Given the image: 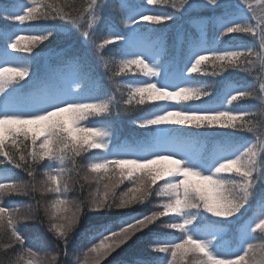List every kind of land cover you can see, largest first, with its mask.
<instances>
[{
	"label": "snow or ice",
	"instance_id": "snow-or-ice-1",
	"mask_svg": "<svg viewBox=\"0 0 264 264\" xmlns=\"http://www.w3.org/2000/svg\"><path fill=\"white\" fill-rule=\"evenodd\" d=\"M0 21V264H264V0H10Z\"/></svg>",
	"mask_w": 264,
	"mask_h": 264
},
{
	"label": "trees",
	"instance_id": "trees-1",
	"mask_svg": "<svg viewBox=\"0 0 264 264\" xmlns=\"http://www.w3.org/2000/svg\"><path fill=\"white\" fill-rule=\"evenodd\" d=\"M10 0H0V5L2 4H6V3H9ZM61 2H63V0H61ZM75 4L79 5L81 3V0H74ZM129 3H132V2H135V0H128ZM159 11H169L170 9H164V8H159L157 9ZM209 13L207 12H203V13H200V15H208ZM188 20H189V17H184L183 20L181 21H178L177 24H179L184 33H185V36L187 35V33L191 32L194 34V29L189 25L188 23ZM5 21H0V24H4ZM15 23L13 22H8V27H15ZM153 27H157V28H160L161 30H166L167 31V35H168V43L169 45H171L175 39V36H176V25H159V26H153ZM230 39V37H225V40H228ZM241 40L245 43L248 42V38L247 37H242ZM72 41L65 38L63 39L62 41H50V42H46L45 45H41L40 47L41 48H45V47H51V48H57V47H63V46H66L68 43H71ZM38 51L40 49H37ZM169 54L170 55H175V51L174 49H169ZM52 63H55V61H51ZM99 71V69H98ZM242 103H246V102H242ZM139 131H143V130H139ZM133 126L129 125L126 120L125 122L122 123V127L119 131V140L120 142H123L124 140H129L131 141L132 137H133ZM138 134V133H137ZM10 167V166H9ZM14 172V174L19 177V178H25L24 176V173L20 172L19 170H15L13 169L12 170ZM87 194V192H85V195ZM80 195V193L78 191H75L73 193H70V196L73 198V199H76L78 196ZM16 199L17 201H20V202H23L24 204H28V203H32L31 199L29 197H16L14 198ZM51 197H45L44 200L45 201H48L50 200ZM151 208V205H145L144 208L142 209V211H147V210H150ZM43 208H41L40 210V214L43 215ZM32 228H38L41 232L44 231V229L42 227H40L39 225H33L30 227V231L32 230ZM158 232H166L167 230H157ZM161 238H166L164 236H161ZM229 238L226 236L225 237V240L227 241ZM145 246V241L142 240L140 242H138V247L143 249ZM144 255L145 256H148V257H155L157 254H154V253H150V252H144Z\"/></svg>",
	"mask_w": 264,
	"mask_h": 264
}]
</instances>
